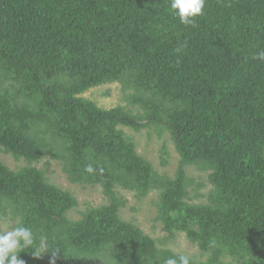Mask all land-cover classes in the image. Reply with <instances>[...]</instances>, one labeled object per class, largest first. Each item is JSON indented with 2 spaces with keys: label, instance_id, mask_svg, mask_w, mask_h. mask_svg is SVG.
Masks as SVG:
<instances>
[{
  "label": "trees",
  "instance_id": "obj_1",
  "mask_svg": "<svg viewBox=\"0 0 264 264\" xmlns=\"http://www.w3.org/2000/svg\"><path fill=\"white\" fill-rule=\"evenodd\" d=\"M262 50L264 0H206L194 26L169 0H0V153L26 162H0V215L34 234L18 259L163 264L179 255L120 218V188L138 199L159 193L165 238L182 233L206 256L192 264H264ZM112 83L141 114L81 96ZM150 126L174 144L173 178L120 129ZM43 159L60 162L69 183L99 187L106 205L69 219L77 201L33 166ZM189 166L209 172L206 204L186 202Z\"/></svg>",
  "mask_w": 264,
  "mask_h": 264
},
{
  "label": "rangeland",
  "instance_id": "obj_2",
  "mask_svg": "<svg viewBox=\"0 0 264 264\" xmlns=\"http://www.w3.org/2000/svg\"><path fill=\"white\" fill-rule=\"evenodd\" d=\"M131 91H124L120 83H112L93 88L81 96L103 109H111L121 106L133 114H141L140 109L128 105L125 97ZM129 136L134 144L135 150L140 157L147 160L160 176L173 178L179 165V156L168 132L159 131L156 127L134 131L130 128L120 127ZM47 161L49 164L47 165ZM0 162L11 170H17L26 166L25 161H15L11 156L0 153ZM165 163V165H163ZM37 169L43 170L48 182L63 191L73 195L77 205L68 212L67 216L71 220L80 218L81 213L87 208H97L106 205L107 199L99 187L74 185L67 181L66 175L62 171L60 162L43 159L38 164L33 165ZM188 178L186 202L192 205L206 204L207 197L211 191L208 181L209 172H203L195 167H186ZM116 194L125 201V206L121 208L120 218L129 221L137 226L144 234L156 241L158 247L166 248L175 254L188 255L196 261H204L206 256L202 255L197 246L191 244L182 233L175 234V237H167L161 222L156 220L157 191H151L144 198H136L134 193L117 188ZM14 222L6 216L0 215V232H5L13 228Z\"/></svg>",
  "mask_w": 264,
  "mask_h": 264
},
{
  "label": "clouds",
  "instance_id": "obj_3",
  "mask_svg": "<svg viewBox=\"0 0 264 264\" xmlns=\"http://www.w3.org/2000/svg\"><path fill=\"white\" fill-rule=\"evenodd\" d=\"M170 10L179 22L186 26H194L196 18L203 14L206 0H169ZM256 59L264 62V50L260 51ZM88 173L95 170L91 165L85 169ZM34 246V234L31 228L17 226L11 230L0 232V264H24L18 259L23 249ZM43 246V245H42ZM34 256L40 255V249L33 250ZM163 264H192L188 255L179 254L164 259Z\"/></svg>",
  "mask_w": 264,
  "mask_h": 264
}]
</instances>
